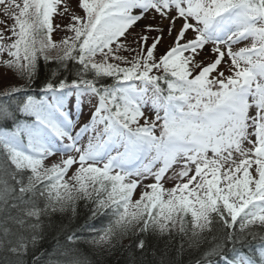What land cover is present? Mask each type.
Returning <instances> with one entry per match:
<instances>
[{"label": "snow or ice", "instance_id": "obj_1", "mask_svg": "<svg viewBox=\"0 0 264 264\" xmlns=\"http://www.w3.org/2000/svg\"><path fill=\"white\" fill-rule=\"evenodd\" d=\"M67 4L0 0V264H92L81 245L137 231L264 264V0Z\"/></svg>", "mask_w": 264, "mask_h": 264}, {"label": "trees", "instance_id": "obj_2", "mask_svg": "<svg viewBox=\"0 0 264 264\" xmlns=\"http://www.w3.org/2000/svg\"><path fill=\"white\" fill-rule=\"evenodd\" d=\"M64 38V36H63ZM55 62L45 66L41 61L39 76L43 80L45 76H50L51 72L56 69ZM78 211L80 213L79 219H73V230L79 231V225L84 223V213L87 211L83 202H79ZM62 214L57 213V220ZM67 223V221H65ZM107 224V220L102 224H97L100 228ZM259 231V229H256ZM57 234L52 233L45 241H43L40 250L48 253H53L56 248L57 241L54 238ZM251 239V237H249ZM143 240L144 248H137V243ZM181 244L184 245L185 254L177 257V251ZM82 252L89 257L92 264H160L161 259H179L180 264H191V258L188 254V243L186 239H181L179 235H158L152 232L139 233L132 232L127 236L119 239L115 247L111 251L104 253H93L87 245H81Z\"/></svg>", "mask_w": 264, "mask_h": 264}, {"label": "rangeland", "instance_id": "obj_3", "mask_svg": "<svg viewBox=\"0 0 264 264\" xmlns=\"http://www.w3.org/2000/svg\"><path fill=\"white\" fill-rule=\"evenodd\" d=\"M67 6L69 7V10H70V11H71V10H75V11H77V13H79V9L77 8V0H68V4H67ZM0 19H6V17H4V16L2 15V13H0ZM53 22H54V23H61V17H60V16H56V17L54 18V21H53ZM63 22H64V23H67V19L65 18V19L63 20ZM148 22H151V21H150V20H149V21H144V23H148ZM8 23H11V21H8ZM2 27H3V25H0V28H2ZM63 36H64V33H63V32H61V31H56V32H54V33L52 34V39H53L54 41H56V42H59L60 40L63 39ZM52 55L54 56V55H55V52H53ZM9 78H11V77H9ZM77 111H79V110L77 109ZM85 115H87V113H86ZM166 186L170 187L171 184H168V185H166ZM137 198H138V197H137Z\"/></svg>", "mask_w": 264, "mask_h": 264}]
</instances>
